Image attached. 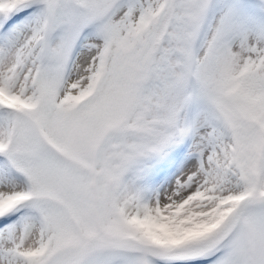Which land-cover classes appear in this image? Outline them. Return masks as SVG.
Wrapping results in <instances>:
<instances>
[{"label":"snow or ice","instance_id":"1","mask_svg":"<svg viewBox=\"0 0 264 264\" xmlns=\"http://www.w3.org/2000/svg\"><path fill=\"white\" fill-rule=\"evenodd\" d=\"M0 264H264V0H0Z\"/></svg>","mask_w":264,"mask_h":264}]
</instances>
